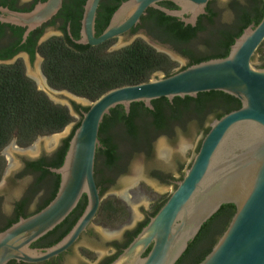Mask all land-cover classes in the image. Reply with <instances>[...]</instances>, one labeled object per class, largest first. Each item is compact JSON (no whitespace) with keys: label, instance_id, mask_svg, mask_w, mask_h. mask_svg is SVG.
I'll return each mask as SVG.
<instances>
[{"label":"water","instance_id":"95a60500","mask_svg":"<svg viewBox=\"0 0 264 264\" xmlns=\"http://www.w3.org/2000/svg\"><path fill=\"white\" fill-rule=\"evenodd\" d=\"M64 1H40L30 11L0 7V21L25 28L22 40L25 43L32 31L58 15ZM101 1H86L80 38L74 39L71 26L68 27L75 43L96 46L122 37L141 22L149 8L195 26L199 16L207 13L211 0H126L97 35ZM162 1L175 2L181 9L159 5ZM263 42L264 16L257 25L245 28L226 57L202 61L169 76L158 75L147 82L111 89L95 101L86 100L89 109L82 112L63 165L51 168L61 175L55 198L39 212L22 216L0 231V264L11 260L27 263L48 260L68 250L94 224L103 200L95 177L99 132L111 109L123 105L130 112L134 102H144L153 109L155 99L166 97L172 101L177 96L197 97L210 91L235 96L242 105L210 124L183 179L111 264H175L203 224L229 203L236 205V212L217 244L199 264H264V67L253 62ZM170 54L178 57L174 52ZM69 108L71 113H77L71 102ZM84 194L88 203L72 229L56 244L34 248L33 243L67 219Z\"/></svg>","mask_w":264,"mask_h":264},{"label":"trees","instance_id":"16d2710c","mask_svg":"<svg viewBox=\"0 0 264 264\" xmlns=\"http://www.w3.org/2000/svg\"><path fill=\"white\" fill-rule=\"evenodd\" d=\"M86 1L65 0L63 8L58 13L65 19L63 29L71 44L65 42L62 37H53L40 46V52L45 57L43 70L54 88L65 89L78 96L95 101L111 89L150 81L152 75L156 72H163L166 76L175 73L173 68L176 62L141 39L115 51H108L111 44L110 40L96 46L75 43L67 31V24L70 23L71 25L73 37L75 39L80 38L81 21L79 22V19L82 20ZM124 1L126 0L101 1L96 22L97 35H100L108 26L113 13ZM257 1L253 0L256 5L251 12L247 11L242 5L236 7L233 25L220 29L217 37L208 42L212 46V51H208L209 53L194 51L191 43L196 39L198 33L206 28L203 24H196L195 26L187 24L179 17L169 16L161 10H155L158 14L156 24L161 29L162 36L164 35L177 43L175 45L176 49L192 59L191 63L182 68L185 69L202 61L228 56L232 45L241 36L245 28L251 24L257 25L262 20L264 9L260 6V0L259 3ZM214 15L210 10V15L207 16L209 20L207 21L213 22ZM17 27L18 38L16 44H20L23 40L25 28ZM36 31H32L27 41L20 45L21 49L29 51L32 55H34L32 46L35 45L36 39L38 40L42 34L41 32L36 35ZM31 43H33L32 46H30ZM9 56L11 57L12 54ZM259 66L264 67V56H262V63ZM215 101L221 103L218 107L222 108V111L217 113V119L239 109L242 105L238 98L222 91L201 92L197 97L186 96L183 98L177 96L172 101L162 97L152 101L153 109L147 107L144 102L132 103L130 112L126 111L125 106L118 105L111 109L110 114L105 116L100 127V146L97 150V157L102 161L101 166L103 165L108 171L114 170L118 161L124 157L125 150L120 147L115 137L109 134V130L118 122H125L124 138L127 140L125 143L128 144L129 142L138 149L144 147L150 152L152 143L159 136L174 132L175 123L184 119L182 116L183 106L186 108L191 105L195 106L196 117L200 116L202 119L200 126L204 138L211 128L210 125L205 126V121L210 115V112H207V105ZM73 105L81 117L82 112L89 109V106L77 103H73ZM167 106L171 109L169 115L165 113ZM216 110L217 108L214 109V111ZM73 121L74 118L68 106L55 103L44 91L37 90L36 83L25 76L22 62L1 65L0 179L6 163L1 152L11 141L16 139L20 146L27 147L38 137L58 133ZM80 123L81 118L74 124L71 133L64 139L54 158H43L30 164L36 178L35 193L41 189L45 190L49 183L48 177L51 179L50 196L45 197L44 203L34 213L39 212L55 198L60 187L61 175L53 172L51 168H59L63 165L70 140ZM201 143L202 141L199 143L196 152L199 151ZM43 162L48 164L46 169L42 167ZM104 177L101 176L102 183L111 180V177L105 179ZM106 192L107 190L102 189L101 196L103 197ZM169 196L153 206L150 211L151 217L160 210ZM29 201L30 197H26L17 204V211L21 214L13 219L5 229L17 222L22 216L28 217L34 214L23 212ZM87 203L88 198L84 194L78 206L67 219L42 239H48L52 244L62 239L83 214ZM235 212V204L222 205L219 211L203 224L199 233L189 242L186 251L175 264H199L203 261L228 228ZM127 216L128 210L122 202L115 198H108L102 201L96 219L99 218L103 223L115 227L125 221ZM150 216L142 221L137 228L127 232L128 240L124 241L123 247L128 246L142 228L148 224ZM36 245L37 243H34V246Z\"/></svg>","mask_w":264,"mask_h":264},{"label":"flooded vegetation","instance_id":"af4514ba","mask_svg":"<svg viewBox=\"0 0 264 264\" xmlns=\"http://www.w3.org/2000/svg\"><path fill=\"white\" fill-rule=\"evenodd\" d=\"M216 1L217 0H211L208 6L206 7L207 13L201 14L199 16L197 24H203L204 26H206V28L201 30L198 33L196 39H194V41L191 42L194 48V51H198L201 53L203 52L207 53L208 51L211 52L212 46L208 42L212 41L213 39L217 37L220 29L230 27L233 25L235 21L234 19L236 15V7L238 5L239 6L242 5L243 7H245L247 11L251 12L254 9V6L256 5V2H253V0H230L228 3V6L234 14L233 20L231 23L223 24L219 21L220 12H219V9L215 5ZM37 2H39V0H0V7H4V8L7 7L12 10H17V11H29L32 9V7L35 4H37ZM159 5L172 9V10L181 9V6H179L177 3L172 2V1H162L159 3ZM260 6L261 8L264 9L263 0H260ZM149 9L147 11V14L142 17L141 22L138 25L134 26L126 34L123 35V44L130 41L132 38H134V40L129 45L141 39L144 42L148 43L149 45L153 46L157 51L168 55L171 58V60L174 62L180 59L186 61L185 64H183L180 67V70H181L183 67L191 63L192 59L189 56L183 55L180 52V50L176 49L175 45L177 43H174L173 40H171L170 38H167L164 35L163 36L161 35V29L156 24V17L158 14L155 12V10H159V9H156V8H151V10ZM210 10H212V12L215 14L213 22L207 21L209 20L207 19L208 18L207 16L210 15ZM190 15L191 14H187L186 16H190ZM180 19L182 20V18ZM80 21H81V18L79 19V22ZM64 25H65V19L61 17L60 15H56L52 20L45 23L43 26L37 28L36 35L41 32L42 34L40 35L38 40L36 39L35 45L32 46L33 43L30 44V46L34 48V55H32L29 51L21 49L20 45L23 44L22 41L20 44L19 43L16 44V40L18 38L17 36L18 27L16 25L13 26L10 23L0 21V66L1 65H12V64L18 63L19 61L22 62L24 64L25 76L31 78L36 83L37 90L44 91L38 86L39 79L37 78V76L33 74L30 75L28 68H27V62H29L30 65L32 66H35L36 62H38V71L40 73V77L44 81V84L42 86L44 88L47 87L49 91L58 93L60 96H63L64 98H66V95H64L62 92L65 89H56L50 84L49 79L43 70V64L45 61V57L40 52V46L45 41L53 37H62L65 40V42H67L68 44H71L63 29ZM69 26H71L70 23L67 24L68 33H69V30H68ZM142 36L147 37L148 41L141 38ZM119 38L120 37L111 39L110 40L111 44L109 48L111 47L112 43L118 41ZM120 44H122V42ZM201 44H203L206 47L204 50L201 47ZM170 52H174L175 54L178 55V57H173L170 54ZM10 54H12L11 57L9 56ZM174 72H177V71H174ZM156 73H161V72H156ZM44 92L53 101L49 93L46 91ZM69 99L72 105L73 103H77L74 99L72 98H69ZM219 104L221 103H219L218 101H215L207 105V112H210V115L207 117L205 121V126H209L215 119H217L218 111L219 112L222 111V108L220 109V107H218ZM83 106H87V105H83ZM215 108H217L216 110L217 112L214 111ZM165 110H166L165 113L167 115L171 114V109H169L168 106L166 107ZM182 112H183L182 116L184 117V119L178 123H175L176 126H174L175 127L174 132L164 133L159 137L175 138L178 136L179 133L183 132L185 134H191V132L196 130L197 133L199 134V140L195 147V153H197L196 152L197 147L199 143L202 141L203 135H204L203 130L201 129V126H200L202 123V119L200 118V116L196 117L194 105L188 106L187 108L183 106ZM124 130H125V122L123 121L118 122L113 128L109 130V134L111 136H114L115 140L119 142L120 147H122V149L125 150V152L123 153L124 157H122L121 160L118 161L117 167L114 170L108 171L107 169L103 167V165L101 166L102 161L96 155L95 177H96V181H97L100 191L102 189L109 191L110 189L116 187L119 183V179L130 173L132 161L136 156L140 155L149 161L155 160L157 158L156 141L152 143L150 147V152L144 147L142 149L135 148V146H133L129 142L128 144L125 143L127 140L124 138V134H125ZM40 137H38L37 139H39ZM65 138H62L60 140L59 145L56 148L52 149L51 151H47L45 147H42L39 151L40 152L39 156H35V157H31L29 155L20 156V159H21L20 166L17 170H13V171L11 169L13 168V166L9 164V160L4 153L5 148L10 143L15 142V148L24 151L28 147H33V144L37 139L30 146H27V147L20 146L17 140L14 139L2 150L1 155L5 158L6 163H5L2 177L0 179V231L4 230L11 223V221H13V219H15L17 216H20L19 214L21 213H18L17 211V204L21 202L24 198L30 197V201L28 205H26V207L24 208L23 212H25L26 214H31V213H34L44 203L45 197L50 196V187H51L50 177H48L49 183L47 184L48 186L45 187V190L41 189L37 193H35L36 178H35V173H33V169L31 168L30 164L36 160H41L43 158H48V159L54 158L56 156V153L59 147L62 145ZM51 145H54V144H51ZM191 164L192 162L189 164L180 163L178 166L177 175L170 173V172H165L164 170L157 168L155 166L153 167L151 174L153 178L159 181L160 183L168 184V185L174 186L175 188L178 182L183 179L185 172L187 171V169L190 167ZM47 165L48 164H46L45 162L42 163V167L45 169L48 167ZM101 176H105L104 179L106 177H111V180L109 182L102 183ZM27 179H29V181L27 183L24 195L19 200L15 201L14 206H13V211L11 214L5 213V210H3V200H2V195H1L4 184L8 182L19 183ZM135 183L136 181H134L129 186H132ZM34 200H36L37 204L35 208L31 209L30 203L33 202ZM150 215H151L150 211H145L143 220L138 222L133 228H128L125 231H123L122 232L123 238L120 240L118 239L108 240L106 237L101 236L97 232V230L93 228V225H91L87 229V231L82 233L79 239L68 250L62 252L61 254L57 256H54L48 260L40 261L37 263H27L23 261L11 260L8 264H76V263L77 264H111L113 261H115L119 257V255L127 247V246L125 247L122 246V244H124L128 240L127 232L137 228L138 225L142 221H145ZM42 238H40L39 240L35 242L37 243L36 246H34V243H33L34 248L45 249L57 243L56 242L52 244L51 241H49L48 239L44 240ZM94 242H98L99 247H104L105 249L104 251H98V252L94 251L96 257L95 255L93 257L91 256L90 251L92 249L89 248V245H93ZM77 249L80 251L81 259H78L77 260L78 262L74 263L73 257L76 255Z\"/></svg>","mask_w":264,"mask_h":264},{"label":"rangeland","instance_id":"374dc122","mask_svg":"<svg viewBox=\"0 0 264 264\" xmlns=\"http://www.w3.org/2000/svg\"><path fill=\"white\" fill-rule=\"evenodd\" d=\"M229 1L230 0H217L215 4L220 12L219 21L223 24L231 23L233 20L234 14L228 6ZM144 37L145 36H142L141 38L148 41V38ZM133 40L134 38L123 44L122 36L118 39V41L112 43L108 51L121 49L129 45ZM121 42L122 44H120ZM201 47L203 50L206 48L203 44H201ZM262 56H264V42L258 49L253 59L255 65H261ZM185 62L186 61L181 59L176 60L173 71L180 70V67L185 64ZM27 68L30 75L33 74L37 76L39 79L38 86L44 91L48 92L54 102L69 107V103L71 102L69 98L74 99L81 105H88V101H91L90 99L74 95L73 93L66 90L62 91L63 94L66 95V98L60 96L58 93L50 92L47 87L44 88L42 86L44 81L40 77V73L38 71V62H36L35 66H32L29 62H27ZM158 75L164 76L165 74L163 72L153 74L152 79ZM72 116L74 121L66 126L62 131L40 137L34 142L33 147H28L24 151L16 149L15 142L10 143L5 148L4 153L9 160V164L13 166V168H11L12 171L19 168L21 163L20 156L29 155L31 157H35L39 156V151L42 147H45L47 151H51L52 149L56 148L59 145L60 140L70 134L74 124L81 118L78 113H72ZM198 140L199 134L196 130L191 132V134H185L183 132L179 133L175 138L159 137L156 140L157 158L155 160L149 161L140 155L136 156L132 161L130 173L121 177L119 179L118 185L107 191L103 196V200L115 198L122 202V204L128 210L127 218L125 221L115 227L105 224L100 221L99 218H97L94 221L93 228L97 230L101 236L106 237L108 240L122 239L123 228H133L138 222L143 220L145 211H151L157 202L170 195L175 189L174 186L162 184L154 179L151 174L153 167L155 166L164 170L165 172H170L177 175L178 166L180 163L189 164L193 161L194 156L196 155L195 147ZM28 181L29 179L19 183L8 182L4 184L1 195L3 200V210H5V213H12L14 203L24 195ZM134 181H136V183L132 186H129ZM36 204L37 202L34 200L30 203V208H35ZM89 248L92 249L90 251L92 257L95 255L94 251L98 252L105 250L104 247H99L98 242H94L93 245H89ZM78 259H81V256L80 251L77 249V253L73 257V262H78Z\"/></svg>","mask_w":264,"mask_h":264}]
</instances>
